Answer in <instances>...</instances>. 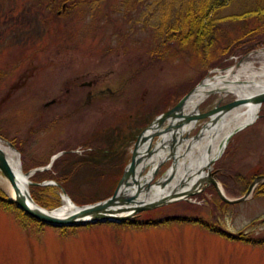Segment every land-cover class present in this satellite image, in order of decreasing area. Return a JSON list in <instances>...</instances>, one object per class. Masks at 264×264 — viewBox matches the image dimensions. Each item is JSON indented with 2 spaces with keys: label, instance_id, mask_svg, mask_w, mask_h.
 Wrapping results in <instances>:
<instances>
[{
  "label": "rangeland",
  "instance_id": "obj_1",
  "mask_svg": "<svg viewBox=\"0 0 264 264\" xmlns=\"http://www.w3.org/2000/svg\"><path fill=\"white\" fill-rule=\"evenodd\" d=\"M111 1L105 2V7ZM25 3L0 0V17L7 13L12 21L22 17ZM253 5L251 0H234L221 14L235 16ZM50 14L43 11L41 18L48 34L37 42L29 37L31 34L23 33L17 42L9 32L0 30V142L16 146L23 173L48 164L45 171L52 172L64 147L83 155L97 146L106 152L103 142L112 134L130 137L132 125L138 121L152 123L156 114L164 111L162 107L165 111L172 108L206 76L237 69L247 59L256 67L264 64V28L251 29L258 21L253 17H229L222 22L218 34L223 52L204 63L203 56L182 53L175 43L166 50L161 38L152 39L150 29L146 30L136 14L124 17L116 13L110 22L76 14L56 19ZM259 43L261 46L247 55H234ZM154 49L163 56L151 54ZM235 97L233 93L214 92L199 103L196 113L228 104ZM258 111L256 123L235 132L210 165L212 175L231 199L243 197L253 178L264 174V101ZM209 118L195 119L186 136H198ZM98 137L100 143L95 140ZM126 152L131 153L129 146ZM57 153L60 155L51 160ZM169 164L171 160H166L159 167L157 177L165 174ZM34 173L27 185L29 190L32 186L46 190L45 200H34L44 210L61 201L63 204L68 197L77 207L91 204L69 185L65 188L55 182L47 172L35 177ZM2 175L0 170V188L8 195ZM200 186V192L180 201L140 210L119 222L78 224L64 235L57 233L59 225L43 224L40 228L27 221L23 226L13 212L0 207V264H264V241L247 239L264 238V195L254 193L258 183L244 201L225 205H221L214 186L206 182ZM184 201L191 208L180 210ZM154 210L150 216L146 214ZM168 217L177 220L155 221ZM191 217L198 223L209 222L226 234L248 236L235 240L223 237L197 223L190 224L186 220ZM141 220L154 224L138 227L124 222Z\"/></svg>",
  "mask_w": 264,
  "mask_h": 264
},
{
  "label": "trees",
  "instance_id": "obj_2",
  "mask_svg": "<svg viewBox=\"0 0 264 264\" xmlns=\"http://www.w3.org/2000/svg\"><path fill=\"white\" fill-rule=\"evenodd\" d=\"M109 1L111 0H26L24 4L26 8L22 12V17L14 18V21L10 20L11 16L9 13L3 18L0 17V30H4L6 33L9 32L16 38L13 39L17 42L20 41V37L18 36H21L22 33L27 35L31 34L29 37L33 36V39H35L33 42H37L41 37L48 34L47 24L41 18L43 11H48L51 13L50 17L52 16L56 19L59 16L66 15L68 17L70 14H76L77 16H90L93 19L97 17V22H102V20L110 22L116 13H121L124 17L136 14L142 19L141 22L146 27V30L150 29L152 39L157 40L158 37L161 38L162 41L160 43L165 46L166 50L171 48V43H175L178 51L193 55L194 57L203 56L205 59H202V61L206 63V60L211 58V56L212 58L216 56L215 54L217 52H223L224 45L220 42L218 32L221 23L228 20L229 17H232V19L236 16H241L244 19L249 17L257 18V24L254 26L256 28L252 27L251 29L264 28V0H251L254 4L253 7L247 6L245 7L244 13L241 12L235 16L232 14L222 16L221 14L226 9L225 7L233 3L234 0H113L110 2L109 7L106 6V8L104 4ZM30 13L32 14L31 16H29ZM229 44L231 43L229 42ZM261 44H250L246 48H241L239 52L233 53L241 57L242 55H247L248 52L256 49L258 46H261ZM151 52L155 53L157 57L163 56V53L157 49ZM211 65H215L214 62ZM161 110L165 111V108L162 107ZM256 121L257 119L255 123ZM135 124L131 127L132 129L128 135L130 137L124 136V138H119L117 136L114 137L112 134V137L108 138L109 145L106 144L108 140L103 142L106 145L105 149L108 150L106 152L99 148V146L95 147L94 151L88 150L85 155L68 151L70 147L60 149L64 154H61L55 159V164L52 170H50L52 172L44 170L39 173L45 174L47 172L48 176L52 177L58 184H63L65 188H68L69 185L71 187L70 189H74V193L79 194L78 196L84 195L83 200L85 202H96L99 199L108 198L112 193V188L118 182V177H120L123 171L122 167L127 163L129 154L126 152V148L130 145L132 140L131 136L135 135L138 127L146 124V121H138ZM95 140L100 143L99 137ZM39 173L36 171L34 177L38 176ZM113 177L115 178L113 179ZM44 191L46 190L43 186H32L30 195H32L35 201H39L42 198L45 200L46 195ZM254 193L264 195V182L258 183ZM220 202L222 203L221 205H225L226 203L221 200ZM185 206L191 208L190 204L184 201L179 204V209L183 210ZM0 207L4 211L13 212L23 226L27 225V221H31L34 223V226L43 227V224L38 220L36 221L32 217L24 215L23 211L14 205L13 199L3 194L1 188ZM154 212L155 210L152 212L147 211L146 214L150 216ZM192 219L188 218L186 221L190 222V224L197 223L201 228L208 229L212 233L222 234L223 237L235 240L239 238L245 239V236H248L243 235V233L238 235L226 234V232L220 231L209 222L203 220V223H198L197 219ZM200 219L202 220V218ZM175 220L177 218L171 219L168 217L161 221H155L156 223L162 224L172 223ZM124 222L128 225L134 224L138 227L142 223L149 226L154 224V221L150 222L148 220ZM90 225L92 224L87 226L89 227ZM78 227L76 224L68 226L67 228L66 226H58L57 233L64 235L68 231H72V229ZM247 239L254 241V243L256 241H264V238L254 239L253 237H248Z\"/></svg>",
  "mask_w": 264,
  "mask_h": 264
},
{
  "label": "bare ground",
  "instance_id": "obj_3",
  "mask_svg": "<svg viewBox=\"0 0 264 264\" xmlns=\"http://www.w3.org/2000/svg\"><path fill=\"white\" fill-rule=\"evenodd\" d=\"M264 91V64L256 67L253 60L247 59L241 62L240 66L235 69L234 67L228 68L224 71H217V74H212L206 76L205 79L201 80L200 84L197 85L196 90L192 91L187 97L186 102L182 104V112L180 114H192L198 112L199 103H201L206 97L212 93H221L222 95H228V93H233L236 95L237 99L246 98L245 102L240 104L238 107L233 106L229 110L213 112L209 118L208 122L202 126L198 132V136H186L188 132L195 126V121L190 120L188 124L184 122L177 121L174 124L178 126L177 128H170L171 133L167 136H162L163 139L158 141V145L152 144L151 138L152 134L158 132L159 125L154 124L151 128H148L146 132V141L142 145L138 146L136 153V158H139L137 166H134V178H136L138 184L134 183L130 176L128 180L131 184L126 187L123 191L129 195H134L136 193L135 188L142 185V180L149 183L152 181L151 175L154 172V167H158L159 163L163 159H169L175 157V169L174 173L172 171L166 172L163 178L167 179L164 185L161 182L157 184L150 185L147 192L146 190L140 191L139 196L136 197L140 200V203L160 201L161 199H171L179 200L183 197L189 195L193 190H200L201 183L204 182L206 175H209L211 170V162L220 157V151H222L225 141L230 135V132L236 128L240 129L249 124L252 119L258 114V104L250 101L253 95H259V93ZM197 122V121H196ZM162 132V131H160ZM148 135V136H147ZM218 137V138H217ZM172 141L174 149L166 147V145ZM165 142L167 144H165ZM7 144H2L0 142V147L4 150V155L6 156L7 164L10 165L13 175H15L16 183L20 192H25L29 190V176L23 175L22 166L20 165V159L18 154L14 149H11ZM147 151H151L147 155ZM146 164L149 171L145 172V175L139 177L138 171L139 165ZM2 184L8 190V195L11 198H15V189L10 184V181L6 176L2 175ZM141 178V179H140ZM136 182V181H135ZM125 185L121 184V187ZM121 188L118 189V195L121 193ZM134 202H119L109 206L105 212L107 214H112L117 217L123 215H129L133 211ZM139 203V204H140ZM62 204V203H61ZM83 207L76 206L72 200L68 197L66 201L57 208L54 215H60L62 217H68L70 214L79 213L83 210ZM89 218V214H83L81 216Z\"/></svg>",
  "mask_w": 264,
  "mask_h": 264
},
{
  "label": "water",
  "instance_id": "obj_4",
  "mask_svg": "<svg viewBox=\"0 0 264 264\" xmlns=\"http://www.w3.org/2000/svg\"><path fill=\"white\" fill-rule=\"evenodd\" d=\"M201 82V81H200ZM197 87V86H196ZM196 87L195 88H192L191 90H188L186 92V95L184 94L180 99L179 101L176 102V104L170 108L169 110H166V112H162L160 114L157 115V117L155 118V120L153 121V124H149L147 127H151V126H154L155 123L156 126L159 125L161 127V125L163 123H165V126L164 127H161L158 132L155 134H152L149 138H151V140L153 139V135H161V137L159 139H157V142L154 144L155 146L158 145V141H160L161 139H163L162 136L164 135H168L169 133H171V130L170 128H177L178 126H176L174 123L175 122H184V124H188V121L190 120H195V119H198V117H203V116H206V117H210L212 115L213 112H218V111H221L224 112L225 110H229V108H232L233 106H239L240 104L244 103L245 102V99L246 98H239L237 99L235 97V99H232L231 101L223 105H218V106H215L214 108L208 110L206 113H192V114H180V112H182V104H184V102H186L187 100V97L190 95V93L192 91H195L196 90ZM250 101H252L253 103H256L258 104V107L260 108L261 106V103L264 101V91L259 93V95H253L251 98H250ZM258 117V115H256ZM255 119V118H254ZM252 119V120H254ZM251 120V121H252ZM248 124V123H247ZM250 124V123H249ZM244 127V126H243ZM242 127H240L241 129ZM240 129L236 128L235 130L231 131L230 132V135L229 137L227 138V140L225 141V145L222 149V151L224 150V148L226 147V143L227 141L230 140V137L234 134V132H236L237 130L239 131ZM162 131V132H160ZM146 133H145V130L142 131L140 134H138L137 136V141L135 142V145H133V150H132V154L130 156V164L124 169V173L123 175L119 178V182H118V186L117 188H115L112 193L111 196H109L107 199H102V200H98V202H92L91 204H88V205H82L80 207H83L84 209L83 210H80L79 213H77V215L74 213L72 215H69L67 218L65 217H62L60 215H54V212H49L48 210L45 211L42 207H40L39 205L35 204L32 196L29 194V191L26 190L25 192H20L19 189H18V186H17V181H16V176L13 175L12 173V170H11V167L10 165L7 164V160H6V156L4 155V150L0 147V170L2 172V174L4 176H6V178L10 181V184L11 186L13 187V189H15L16 193H15V198H13V201H14V204H16V206H18L24 213L23 214H27L28 216H31L33 217L35 220H38L40 221L41 223H44L45 225L47 224H52V225H71V224H82V223H88V222H98V221H101V220H107V222H119L121 219H130V216L135 213V212H140V210H144V209H148L150 210V208H153V207H159L163 204H166V203H171L172 200L170 199H161L160 201H153V202H145V203H140L141 201L140 200H137L136 197L139 196L140 194V191H144L148 190L149 186L150 185H155L157 184L158 185V182L162 181L161 182V185H164L166 183V180L165 178H163L165 175H167L166 173L162 176L159 177V180L156 178V180L150 182L149 180V183L147 181H144L143 179L142 180V185H139L138 187L135 188L136 190V193L134 195H129L127 196L126 193H124L123 191L126 189L127 186H129V184H131V181L128 180V176L131 177V179L134 181V183L138 184L136 178H134L133 176L134 175V166H137V163L139 162V158H136V153H137V150L139 149L138 146L142 145L144 141H146V137H145ZM148 136V135H147ZM165 144H167L165 142ZM7 145L12 149H16L15 145L14 144H11V143H7ZM166 147H170L172 149H174V145L172 144V141L169 142ZM220 151V154L221 152ZM151 151H147V155L150 153ZM219 154V155H220ZM60 155V153H57L53 156V158H51V160H54V158L56 156ZM221 156V155H220ZM51 160L49 162H51ZM175 157H172V164H170L169 166V169L170 171H172V173H174V165L176 164L175 163ZM160 164V163H159ZM50 164L44 166V167H36L34 168L33 170L31 169L30 171H27V172H22L23 175L25 174L26 176H29L31 173L33 174L35 170H45L49 167ZM159 166V165H158ZM138 167V166H137ZM145 167L147 168L148 166L146 164H141L139 165V171H138V175L139 177L142 175H145L144 174V171H145ZM154 172L152 173L151 175V178L154 177V175L158 174V168L154 167ZM212 172V171H211ZM208 173L209 175H206V177L203 179L204 182H206V184H210L212 186L215 187L216 191H217V195L218 197L221 198L222 201H225L227 203H231L233 204V202H237V201H244V199H246L249 194L251 192H253L254 188L256 187L257 183L259 182H264V174L263 175H257L256 177L253 178V181L250 182L248 185V189L246 192L243 193V197H238V198H233L231 199L230 197L228 196H225L224 194V190L221 186H219V182L218 180L212 175V173ZM141 176V177H142ZM150 178V179H151ZM136 181V182H135ZM29 182V181H27ZM46 183H50V182H46ZM124 183L125 185H123L121 187V184ZM204 186V185H203ZM121 188L122 192L119 193L118 195V189ZM199 190H193L191 191L190 193L188 192L187 196H190L191 194L193 193H196L198 192ZM200 192V191H199ZM186 197V196H185ZM184 198V197H183ZM181 200V199H180ZM173 201H176V200H173ZM119 202H134L133 205V211L132 213H130L129 215H123V216H120V217H117L115 215H112V214H107V212H105L107 209H109V206L110 205H113L115 203H119ZM140 203V204H139ZM83 214H86L88 215L89 214V218L86 219V217H81Z\"/></svg>",
  "mask_w": 264,
  "mask_h": 264
}]
</instances>
